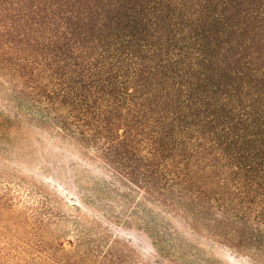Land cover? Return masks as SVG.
<instances>
[{"label": "trees", "instance_id": "1", "mask_svg": "<svg viewBox=\"0 0 264 264\" xmlns=\"http://www.w3.org/2000/svg\"><path fill=\"white\" fill-rule=\"evenodd\" d=\"M0 61L144 194L264 217V0H0ZM63 225L0 221V264H142Z\"/></svg>", "mask_w": 264, "mask_h": 264}, {"label": "rangeland", "instance_id": "2", "mask_svg": "<svg viewBox=\"0 0 264 264\" xmlns=\"http://www.w3.org/2000/svg\"><path fill=\"white\" fill-rule=\"evenodd\" d=\"M6 68L0 61V221H61L67 236L79 222L93 238L123 242L142 264H264V217L185 203L181 211L168 194H144L136 175L69 136L55 107Z\"/></svg>", "mask_w": 264, "mask_h": 264}]
</instances>
